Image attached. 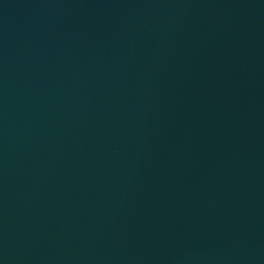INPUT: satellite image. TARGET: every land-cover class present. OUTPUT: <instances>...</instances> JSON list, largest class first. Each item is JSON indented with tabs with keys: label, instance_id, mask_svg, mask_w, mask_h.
I'll return each instance as SVG.
<instances>
[{
	"label": "water",
	"instance_id": "obj_1",
	"mask_svg": "<svg viewBox=\"0 0 264 264\" xmlns=\"http://www.w3.org/2000/svg\"><path fill=\"white\" fill-rule=\"evenodd\" d=\"M0 264H264V0H0Z\"/></svg>",
	"mask_w": 264,
	"mask_h": 264
}]
</instances>
